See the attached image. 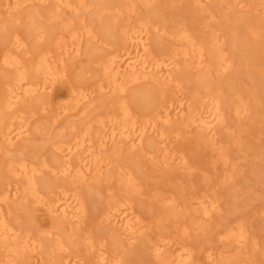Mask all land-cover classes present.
<instances>
[{
    "label": "bare ground",
    "instance_id": "1",
    "mask_svg": "<svg viewBox=\"0 0 264 264\" xmlns=\"http://www.w3.org/2000/svg\"><path fill=\"white\" fill-rule=\"evenodd\" d=\"M135 1L151 4V0H0V66L7 70L0 79V163L4 160L0 167V264H128L130 256L124 248L145 234L146 224L135 203L136 173L131 166L119 165L116 157L123 150L151 160L164 154L166 161L187 165L186 156L171 145L169 135L193 129L213 138L230 115L241 117L248 110L247 97L260 87L255 73H249L253 85L244 90L226 81L225 94L211 84L212 72L230 70L241 46L250 51L241 63L264 73V48L252 49L257 32L240 13L226 17L229 51L225 52L219 29L207 36L198 29L208 0H188L195 11L190 23L155 7L134 25L125 15ZM239 4L246 8L243 1ZM3 15L8 17L3 19ZM85 15L96 17L98 32ZM10 21L23 23L26 35L11 30ZM43 41L47 47L34 53L31 62L22 57L30 53L34 42ZM84 42L98 44L92 56L99 92L115 94L98 113L89 112L97 105L98 90L70 83L65 66L70 58L82 55ZM86 74L83 70L80 76ZM146 83L174 85L179 92L173 98L167 91L136 92L132 97L139 107L136 114L133 102L124 98L131 85ZM63 86L64 92L54 96ZM47 110L53 113L52 124L78 113L86 117L61 126L40 146L28 145L11 153L10 149L33 134L30 118ZM172 122L179 125L169 132ZM109 148L115 149L112 154L107 153ZM226 156L222 153L219 158L225 161ZM261 172L264 183V169ZM90 179L101 186H82ZM203 197L195 192L188 199H196L203 217L210 218L218 203ZM151 199L162 216L181 214L174 210L180 205L178 199L167 198L162 190ZM90 203L95 205L100 226L114 234L65 233L64 225H80L89 217ZM37 210L52 220L49 230L36 222ZM206 231L236 243L239 249L249 239L240 218L224 219ZM172 247L171 241L161 237L145 245L141 258L153 264L192 262L195 248L191 244ZM222 254L208 251L203 263L257 264L244 255L221 263Z\"/></svg>",
    "mask_w": 264,
    "mask_h": 264
},
{
    "label": "rangeland",
    "instance_id": "2",
    "mask_svg": "<svg viewBox=\"0 0 264 264\" xmlns=\"http://www.w3.org/2000/svg\"><path fill=\"white\" fill-rule=\"evenodd\" d=\"M184 1L182 3V1L177 2L176 0H151L150 5L135 1L131 5L132 10L125 16L131 24L135 25L140 19L150 16L155 7H160L166 15L182 20L187 19L185 21L190 23L189 17L191 14L194 15L195 11L191 10L188 0ZM241 1L244 2L246 8L242 9L241 5H238V2ZM204 9L203 15L199 17L201 22L198 29L204 36L210 35L215 29H219L218 34L225 43L222 46L225 52L229 51L226 17H233L239 13L257 32V37L252 40V49L264 48V13L262 12L264 0H229L228 2L208 0L204 4ZM6 17L8 16H1L3 19ZM85 18L86 22L98 32L96 17L90 18L85 15ZM75 20L78 22L77 18ZM7 26L11 30L26 35L23 23L10 21ZM1 30L3 29L0 27V32ZM66 36L68 38V35ZM95 46L98 44L84 42L82 55L70 58L65 64L70 83L77 87H89L98 90L95 102L97 105L89 111L91 113H98L103 110L111 100L113 101L115 96L112 92H99L97 70L92 56ZM42 47H47L46 41L34 42L30 46V53L22 57L31 62L32 57H34L33 54L38 53ZM106 47L110 49L109 46ZM249 53L250 51L247 50L246 46H241L238 55L233 59L230 70L222 73L223 75L215 70L210 76L212 87L215 89L221 87L226 94V81L234 83L239 90H244L253 85L249 73H255L260 87L256 93H253V96L247 97L248 110L241 117H237L235 114L230 115L227 119L228 122L213 138L200 134L193 129L183 130L180 134L169 135L171 145L180 149L186 156L187 165L185 163L178 164L177 161H166L164 154L163 158L160 156L156 160H151L141 153H130L123 150L119 157H116L119 165L131 166L136 173L139 181V193L135 194V203L136 208L143 213L146 224L145 234L133 245H126L124 248L130 256L128 264H153L152 261L142 259L141 252L147 243L157 241L161 237L171 241L173 244L171 250L185 243L191 244L195 248V253L190 264H204L205 255L208 251L216 254L223 253L220 256L221 263H225L233 257L244 255L250 258L252 263L264 264V183L260 178L261 171L264 169V73L260 74L259 70L241 63L242 59L249 56ZM83 70L87 74L81 77ZM197 72L198 70H193V73ZM6 74L7 70L0 66V79ZM63 87L57 89L54 96L64 92L66 86ZM128 89L124 99L133 102V111L136 114L139 112V107L132 98L136 92L143 89H151L156 94L167 91L165 93H169L172 98L179 92V88L174 85L157 87L149 83L131 85ZM52 116V111L47 110L38 112L30 118L33 134L21 146L18 145L13 148L14 150L10 149V152L18 153V149L28 145L40 146L49 136L56 135L62 129L61 126L67 127V125L86 117V115L78 113L73 117L60 118L52 124ZM177 125H179L177 122H172L167 127L168 131L172 132ZM114 150V148H109L107 153L112 154ZM222 153L227 155L225 161L219 158ZM3 161L1 160V163ZM1 163L0 167L2 166ZM188 166L192 168L189 170ZM103 175L106 176L107 173L105 172ZM229 175L230 179L227 180ZM90 185L101 186L93 179L82 183L84 187ZM116 190L115 188L114 191ZM159 190H162L164 196L169 199H178L180 205L178 208H174V210L181 211L178 217L167 218L164 214L161 215V209H158L157 204L151 199L152 194ZM195 192L202 194L204 200L217 201L218 208L213 212L212 217H203L196 199H188ZM15 203L11 202L13 205ZM11 204L10 206H13ZM89 207V217L83 220L80 225H64L65 233L98 234L102 232L107 235L114 234L110 229H103L100 226L96 218L97 210L94 203H90ZM166 209L171 210L168 206ZM15 215L18 213L15 212ZM234 218H240L248 232V242L241 249L237 247L236 243L213 237L206 231L207 228L215 227L224 219L233 220ZM35 220L42 229L49 230L52 226V220L41 210L36 211ZM202 227L206 229L204 230ZM184 229L187 232H183ZM254 243L256 246L253 245ZM86 254L88 253H80L88 259Z\"/></svg>",
    "mask_w": 264,
    "mask_h": 264
}]
</instances>
